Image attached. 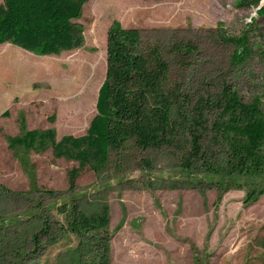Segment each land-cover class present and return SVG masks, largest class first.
I'll return each mask as SVG.
<instances>
[{"label":"rangeland","instance_id":"374dc122","mask_svg":"<svg viewBox=\"0 0 264 264\" xmlns=\"http://www.w3.org/2000/svg\"><path fill=\"white\" fill-rule=\"evenodd\" d=\"M239 3L88 0L75 21L84 30L80 48L37 56L0 45V189L26 194L0 199V264H264V174L234 183L221 173L225 155L207 158L218 173L200 164L185 172L178 152L128 143L99 173L84 167L69 191L68 172L77 162L55 159L51 148L37 153L8 145V138L20 136L22 119L26 130L54 129L57 140L85 134L114 22L138 29L144 50L161 49L171 81L190 96V109L200 98L216 100L226 85L264 113V18ZM251 20L254 26L247 27ZM243 31L252 52L235 64L236 46L227 39ZM180 43L189 51L173 54ZM218 114L205 110L203 149ZM251 192L258 194L254 201ZM105 206V230H71L73 210L95 216Z\"/></svg>","mask_w":264,"mask_h":264},{"label":"trees","instance_id":"16d2710c","mask_svg":"<svg viewBox=\"0 0 264 264\" xmlns=\"http://www.w3.org/2000/svg\"><path fill=\"white\" fill-rule=\"evenodd\" d=\"M87 1L3 0L0 4V45L9 44L37 56H56L80 48L84 30L75 21L81 17ZM261 1L239 0V5L258 8L257 16L264 18ZM253 26L251 20L247 27ZM243 32L237 39H227L236 46L235 64L242 63L252 52L249 33ZM141 39L138 29L124 28L118 22L109 27L105 77L97 91L96 113L84 135L57 140L54 129L26 130L22 119L20 136L8 138V145L37 153L51 148L55 159L77 162L78 167L68 172L69 191L74 189L84 167L99 173L108 165L110 155L120 153L128 143L141 150L178 152L185 172H190L194 164H200L206 171L218 173L207 160L209 156H212L209 160L216 159L218 153V156H226L227 170L221 173L232 178L234 183L264 174V113L258 104L242 102L237 93L225 85L216 100L200 98L190 109V96L183 93L180 84L171 81L170 66L161 49L144 50ZM187 46L175 44L172 53L189 51ZM206 109H217L219 114L209 128L213 135L203 149ZM25 195L0 189V199L4 201ZM257 195L251 192L248 197L254 201ZM72 216L71 230L78 234L105 230L109 224L106 206L102 215L86 216L73 210ZM46 231L48 227L41 229L42 233ZM31 237L38 247L37 234ZM16 254L21 255L19 249Z\"/></svg>","mask_w":264,"mask_h":264}]
</instances>
